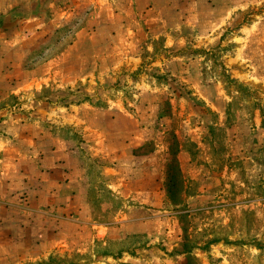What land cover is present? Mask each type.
Masks as SVG:
<instances>
[{"label": "rangeland", "instance_id": "1", "mask_svg": "<svg viewBox=\"0 0 264 264\" xmlns=\"http://www.w3.org/2000/svg\"><path fill=\"white\" fill-rule=\"evenodd\" d=\"M0 264H264V0L0 7Z\"/></svg>", "mask_w": 264, "mask_h": 264}, {"label": "crops", "instance_id": "2", "mask_svg": "<svg viewBox=\"0 0 264 264\" xmlns=\"http://www.w3.org/2000/svg\"><path fill=\"white\" fill-rule=\"evenodd\" d=\"M19 0H0V7L3 8L4 12L12 8Z\"/></svg>", "mask_w": 264, "mask_h": 264}]
</instances>
